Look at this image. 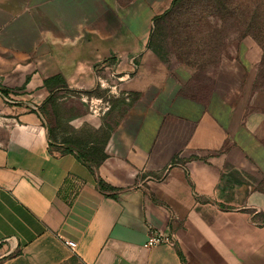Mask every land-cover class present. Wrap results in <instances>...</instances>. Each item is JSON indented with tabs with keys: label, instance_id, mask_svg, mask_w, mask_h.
I'll list each match as a JSON object with an SVG mask.
<instances>
[{
	"label": "crops",
	"instance_id": "1",
	"mask_svg": "<svg viewBox=\"0 0 264 264\" xmlns=\"http://www.w3.org/2000/svg\"><path fill=\"white\" fill-rule=\"evenodd\" d=\"M172 1L0 0V264H264L260 54L161 61ZM54 93L81 105L76 130L110 128L85 145L99 165L48 140L33 108ZM151 229L174 245L145 248Z\"/></svg>",
	"mask_w": 264,
	"mask_h": 264
},
{
	"label": "rangeland",
	"instance_id": "2",
	"mask_svg": "<svg viewBox=\"0 0 264 264\" xmlns=\"http://www.w3.org/2000/svg\"><path fill=\"white\" fill-rule=\"evenodd\" d=\"M155 34L154 45L165 63L187 59L198 67L182 65L200 73L214 69L222 58L239 55L250 43L260 54L258 77L264 82V0H178ZM177 48L187 54L179 57ZM82 111L68 98L48 106L44 118L61 138H81L87 127L75 132L71 117Z\"/></svg>",
	"mask_w": 264,
	"mask_h": 264
},
{
	"label": "trees",
	"instance_id": "3",
	"mask_svg": "<svg viewBox=\"0 0 264 264\" xmlns=\"http://www.w3.org/2000/svg\"><path fill=\"white\" fill-rule=\"evenodd\" d=\"M177 1L178 0H173L172 3H171V7L165 13H163L162 15L157 16V17H155L153 19V27H152V31H151V34H150V37H149L148 47L163 62H164V59H163V56H162V53H161L160 49L157 48L154 45V40H155V37H156L155 32H156V29H157L158 25L170 15V13L172 12V10H173V8H174V6H175ZM176 51H177L176 53H178V56L181 55V54H187V53H183L182 49H179V48H177ZM180 61H181L182 64L188 65L190 67H194L197 64V63H192V62L188 61L187 59H184V60L181 59ZM195 67H198V66H195ZM196 70L198 71V69H196ZM44 85H45V87L48 90H52V87L53 86H57V85L58 86L60 85L61 88L66 89V84L63 81L61 76H55L53 78H50V79L46 80L44 82ZM0 93L1 94H5V91L0 88ZM58 99H59V97L57 96V93L51 94L50 97L47 99V101H45L38 108V115L42 119V124L47 129L48 140L50 142H53V143H56V142L60 141V143H63V144L64 143L65 144H73V145L76 146V148H78V152H77L78 153V158H80L81 160H83L86 163L93 164V165H96V166L99 165L104 159V155L102 154L101 149H93V150L89 149V150H87L85 145L88 144V143H94V144L103 145L106 142V139H107V136H108L110 128H108L107 130H101L100 133H93L87 127V130H88L87 135L84 134V136L81 137V138H79V137H77V138H75V137H73V138H61L57 134L56 130L54 128H52L53 126L52 125L50 126V125H48L45 122V118H44V113L46 114L47 107L48 106H53L55 104V102H58ZM74 116H72L71 119ZM84 127H86V126H84ZM83 129L84 128L81 127L79 130H75V132H77V131L80 132ZM85 135H86V137H85ZM98 185H99V188L101 190H103V191L111 189L102 180L99 181Z\"/></svg>",
	"mask_w": 264,
	"mask_h": 264
},
{
	"label": "built area",
	"instance_id": "4",
	"mask_svg": "<svg viewBox=\"0 0 264 264\" xmlns=\"http://www.w3.org/2000/svg\"><path fill=\"white\" fill-rule=\"evenodd\" d=\"M0 96H2L3 100L6 103H10L12 101V98L9 96H5L0 93ZM35 111H38V108H33ZM175 242V237L171 233H166L158 229H151L149 231V235L144 243L145 248H154L161 245L166 246H173ZM65 244L71 248L72 250L75 249L76 244L71 241L65 242Z\"/></svg>",
	"mask_w": 264,
	"mask_h": 264
},
{
	"label": "water",
	"instance_id": "5",
	"mask_svg": "<svg viewBox=\"0 0 264 264\" xmlns=\"http://www.w3.org/2000/svg\"><path fill=\"white\" fill-rule=\"evenodd\" d=\"M35 132L38 133L39 132V128H34Z\"/></svg>",
	"mask_w": 264,
	"mask_h": 264
}]
</instances>
